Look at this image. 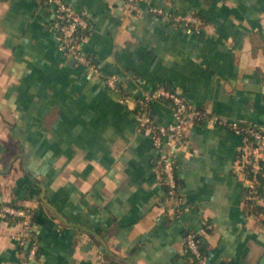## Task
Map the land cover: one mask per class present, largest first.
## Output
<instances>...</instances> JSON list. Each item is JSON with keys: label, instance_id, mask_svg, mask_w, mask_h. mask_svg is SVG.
<instances>
[{"label": "crops", "instance_id": "0c3cea01", "mask_svg": "<svg viewBox=\"0 0 264 264\" xmlns=\"http://www.w3.org/2000/svg\"><path fill=\"white\" fill-rule=\"evenodd\" d=\"M93 20L83 52L99 73L60 47L53 9L0 0V207L35 208V259L20 223L0 220V264H187L185 235L200 233L207 264H264V212L250 214L246 139L229 127L191 123L178 150L181 211L167 199L149 130L135 103L105 81L117 74L133 97L172 85L195 106L264 127V0H65ZM198 13L208 30L156 14ZM162 123L169 102L153 100ZM253 191V190H252ZM207 225H210L208 227Z\"/></svg>", "mask_w": 264, "mask_h": 264}, {"label": "built area", "instance_id": "2783aa9c", "mask_svg": "<svg viewBox=\"0 0 264 264\" xmlns=\"http://www.w3.org/2000/svg\"><path fill=\"white\" fill-rule=\"evenodd\" d=\"M54 6L53 21L56 33L59 38L60 47L65 54L84 64L92 73L98 74L100 69L94 60L89 58L82 50V43L76 35L79 29H91V16L86 10L74 8L65 0H47ZM132 10L138 8V0H128ZM150 10L156 14H164L166 18L188 30H208L205 20L192 11L186 12H165L161 6L153 5ZM106 83L118 91L119 100L122 103H135L136 120L139 129L149 130L152 134V141L156 147L165 146L159 158V178L166 185L167 199L173 202L176 211L182 210L185 197L180 189L177 176L178 150L185 144L187 128L191 123H213L229 127L234 132L241 134L246 139L242 148V161L239 169H246L248 172L249 185L255 190L256 185L261 183L260 191L254 192L252 197L264 207V179H259V174L264 176V127L255 126L239 120H226L219 115L204 108L195 106L186 96L172 85L158 84L146 89L143 96L133 97L126 91L124 83L115 73L105 78ZM153 100H164L169 102L172 108V119L162 123L157 121L151 111ZM33 206H16L3 204L0 207V220L20 223L22 229L16 234L20 246H29L28 255L35 259L39 248V234L34 227ZM210 227V225H207ZM191 253L195 260L194 264H207L208 254L202 249V237L199 232L190 230L185 235L183 253ZM93 264H118L115 261L100 255ZM190 264V263H187Z\"/></svg>", "mask_w": 264, "mask_h": 264}, {"label": "trees", "instance_id": "16d2710c", "mask_svg": "<svg viewBox=\"0 0 264 264\" xmlns=\"http://www.w3.org/2000/svg\"><path fill=\"white\" fill-rule=\"evenodd\" d=\"M41 4L45 5V6H49L51 9H54V6L51 4V3H48L47 0H39ZM198 14V13H196ZM90 24L93 26V20L92 18H90ZM92 28L91 29H88V30H85V29H79L76 33L77 36H79V40L80 41H83L84 37L88 36L91 32ZM90 58V57H89ZM253 125V124H252ZM259 179L261 181H263L264 179V176H263V173H260L259 175ZM166 186V185H165ZM260 187H261V183H258L256 185V188L255 190H253L252 187H248L250 190H249V197H247V210L250 214H256V213H261V212H264V207H262L261 205H259L256 200L252 197V195L254 194V192L256 191H260ZM253 190V191H252ZM15 202H10L9 204H13ZM13 205H16V204H13ZM18 206V205H16ZM15 221V220H14ZM14 221H11V223H13ZM29 246H23V249L28 253V250H29ZM202 249L207 252V249L205 247V245L203 244V239H202ZM182 257L184 258V261L185 263H190V264H194L195 263V260L192 258L191 256V253H183L182 254ZM109 260H112V261H115L117 262L118 264L121 263V259L115 255V254H112L110 255L109 254Z\"/></svg>", "mask_w": 264, "mask_h": 264}, {"label": "water", "instance_id": "95a60500", "mask_svg": "<svg viewBox=\"0 0 264 264\" xmlns=\"http://www.w3.org/2000/svg\"><path fill=\"white\" fill-rule=\"evenodd\" d=\"M75 59H73V61H74ZM261 262L262 263H264V255L262 256V258H261Z\"/></svg>", "mask_w": 264, "mask_h": 264}]
</instances>
